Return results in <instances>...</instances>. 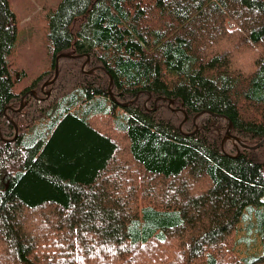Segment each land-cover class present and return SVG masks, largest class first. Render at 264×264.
Masks as SVG:
<instances>
[{"label": "trees", "instance_id": "obj_1", "mask_svg": "<svg viewBox=\"0 0 264 264\" xmlns=\"http://www.w3.org/2000/svg\"><path fill=\"white\" fill-rule=\"evenodd\" d=\"M15 34L0 264H264V0H60L18 93Z\"/></svg>", "mask_w": 264, "mask_h": 264}, {"label": "rangeland", "instance_id": "obj_2", "mask_svg": "<svg viewBox=\"0 0 264 264\" xmlns=\"http://www.w3.org/2000/svg\"><path fill=\"white\" fill-rule=\"evenodd\" d=\"M59 1L8 0L9 8L14 14L16 34L7 62L14 81L13 91L16 93L31 84L49 67L48 21ZM254 56L250 52L248 59H253Z\"/></svg>", "mask_w": 264, "mask_h": 264}, {"label": "water", "instance_id": "obj_3", "mask_svg": "<svg viewBox=\"0 0 264 264\" xmlns=\"http://www.w3.org/2000/svg\"><path fill=\"white\" fill-rule=\"evenodd\" d=\"M60 57H67V56H66V55H61V56L56 57V59H55V64H54V76H53L52 80H51L49 83H52V82L56 79V77H57V75H58V72H57V71H58L57 61H58V59H59ZM110 82H111V79H110ZM46 84H47V83H44L43 86L46 85ZM108 94H109V96H110V99H111V100H114V98H113V96H112L110 90H108ZM122 105H125V104H122ZM22 106H23V105H22V98H21V103H20L19 108L16 109V110H14V111H20V110L22 109ZM229 128H230V125L228 124V128H227V130H226V135H225L224 138H226V137L229 138V137H230V138H233L234 140H236L234 137H231L230 135H228ZM16 130H17V128H16V126H15V135H14V138L16 137ZM263 142H264V139H263L259 144H257L255 147H253V148H256L257 146L262 145Z\"/></svg>", "mask_w": 264, "mask_h": 264}]
</instances>
